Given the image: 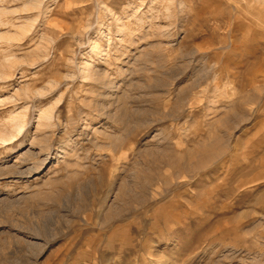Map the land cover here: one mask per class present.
Returning a JSON list of instances; mask_svg holds the SVG:
<instances>
[{
	"label": "rangeland",
	"instance_id": "rangeland-1",
	"mask_svg": "<svg viewBox=\"0 0 264 264\" xmlns=\"http://www.w3.org/2000/svg\"><path fill=\"white\" fill-rule=\"evenodd\" d=\"M0 264H264V0H0Z\"/></svg>",
	"mask_w": 264,
	"mask_h": 264
},
{
	"label": "bare ground",
	"instance_id": "bare-ground-1",
	"mask_svg": "<svg viewBox=\"0 0 264 264\" xmlns=\"http://www.w3.org/2000/svg\"><path fill=\"white\" fill-rule=\"evenodd\" d=\"M21 127V126H20ZM5 139V138H4Z\"/></svg>",
	"mask_w": 264,
	"mask_h": 264
}]
</instances>
